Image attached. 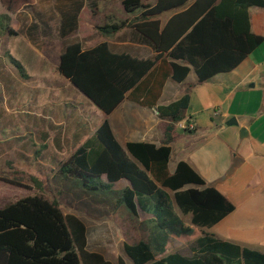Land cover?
Segmentation results:
<instances>
[{
    "label": "trees",
    "instance_id": "1",
    "mask_svg": "<svg viewBox=\"0 0 264 264\" xmlns=\"http://www.w3.org/2000/svg\"><path fill=\"white\" fill-rule=\"evenodd\" d=\"M0 2L6 10L0 15L1 32L9 38L17 37L18 32L10 26L11 15L32 5L33 0ZM123 6L135 17L130 22L117 20L114 26L101 30L110 35L123 28L135 29L154 44L155 59L114 54L104 42L88 50L82 43L65 47L58 72L102 111L103 120H86L74 107L66 116L59 106L52 111L61 125L50 142L55 151L45 154L49 146H40L37 139L32 141L39 163L51 165L67 194L73 193L81 200L94 219L115 215L118 208L133 217L153 215V233L137 243L124 242L117 264H127L126 260L132 264H264V252L201 230L215 226L235 210L224 194L207 185L186 162H179L173 173L169 170L175 124L186 119L191 104L189 93L171 104L157 106L160 118L169 122L161 146L128 142L124 148L109 122L112 112L128 98L148 106L147 100L141 102L133 92L166 55L172 62L164 78L180 84L191 70L199 83H204L239 67L264 43L263 37L251 31L249 13L252 7L264 8V0H158L154 7L144 10L140 0H123ZM178 8L184 11L174 14L165 26L154 19ZM140 10L141 15H137ZM7 67L12 73L5 70ZM31 79L21 60L8 52L4 59L1 57L0 84L9 96L15 94L18 84ZM67 152L64 158L57 156ZM0 180L32 189L16 179L0 175ZM122 180L129 184L121 192L116 191L115 185ZM33 182L41 188L37 178ZM88 201L108 210L95 208ZM175 206L184 216H190V225L183 222ZM86 236L87 227L76 214L64 213L57 200L41 193L0 206V264H113L88 250ZM173 239H184L189 254L168 252L167 245Z\"/></svg>",
    "mask_w": 264,
    "mask_h": 264
},
{
    "label": "crops",
    "instance_id": "2",
    "mask_svg": "<svg viewBox=\"0 0 264 264\" xmlns=\"http://www.w3.org/2000/svg\"><path fill=\"white\" fill-rule=\"evenodd\" d=\"M157 1L140 0L143 10L154 7ZM123 7V0H33L32 5L22 7L11 15V28L19 36L23 32L26 44L42 58L47 59L49 53L54 52L58 63L64 48L76 43H82V47L88 50L104 42L114 54L142 60L155 59L157 53L154 44L135 29L123 28L110 35L101 30L114 26L117 20L130 22L135 17L127 14ZM143 10L138 11L137 15H141ZM180 11L184 9H174L154 19L160 20L165 26ZM249 13L251 31L264 38V8L252 7ZM171 62L167 55L164 56L133 92L141 102L147 100L148 106L128 98L112 112L109 122L113 132L124 148L128 142L161 146L169 122L160 118L157 106L171 104L189 93L191 104L185 112V120L191 119L196 129L185 132L179 128V122L175 124L169 170L173 173L179 162L188 163L207 185L215 187L234 205L233 212L215 226L202 228L203 232L241 247L264 252V43L254 49L239 67L217 74L204 83H199L193 70L181 84L171 78L165 79L164 72L168 71ZM129 104L138 110L129 112ZM216 108L219 110L218 115L214 114ZM54 110L57 111L58 107L51 109L52 117ZM97 110L100 113V116L97 115L99 121H102V111ZM206 111L212 112L210 121L204 127L199 126L197 117L201 118ZM234 117L238 122L237 127L228 125ZM241 127L246 128L249 134L244 141L238 138ZM119 182L124 183V188L129 184L125 180ZM128 215V222H132L129 235L134 233L136 221L146 231L148 228L145 223L154 221L149 220L153 215L147 213H141L140 218ZM183 222L190 225V220ZM92 230L97 231L96 228ZM95 232H90L87 227L88 250L117 264L121 254L114 255L106 245L98 248L97 242H93ZM193 239L194 236L189 239V243ZM140 240L121 237L123 243H137ZM188 245L184 239H173L172 243H168L167 251L187 255ZM126 263L132 264L128 260Z\"/></svg>",
    "mask_w": 264,
    "mask_h": 264
},
{
    "label": "rangeland",
    "instance_id": "3",
    "mask_svg": "<svg viewBox=\"0 0 264 264\" xmlns=\"http://www.w3.org/2000/svg\"><path fill=\"white\" fill-rule=\"evenodd\" d=\"M5 12L6 10L0 2V15ZM23 36L25 34L22 32V36L9 38V36L2 34L0 29V59L1 57L4 59L6 52L12 54L22 61L27 73L32 77L30 81L18 84L13 96H9L3 85L0 84V143H2L0 144V175L9 180H19L32 189L10 185L0 180V206H5L22 197L41 193L46 198L57 200L64 213L78 214L90 232H95L96 230L92 229L96 228L93 242H97L98 248L106 245L114 255L117 253L122 255L123 242L121 237H125L126 240L128 238L143 240L147 234L153 233L156 221L145 223L148 231L136 221L137 227L131 234L133 237L129 235L131 232L129 226L132 222H128L127 217L129 215L125 209L118 208L115 210L116 217L110 215L96 221L89 216L90 209L83 205L81 200L77 199L73 193L67 194V188L55 178V172L51 171L49 167L51 165L39 163L41 161L32 148V141L37 139L40 146L42 144L49 146L44 150V153L51 154L55 149L50 145V142L60 131L61 125L52 117L51 109L62 106L66 116H69L72 107H74L84 115L86 120H92L93 123L100 120V113L58 73L56 54L50 52L47 59L42 58L26 44ZM7 68L5 70L12 73V70ZM68 100L72 101L66 102ZM128 106L129 112L138 110L131 104ZM211 113L206 111L201 118L197 117L199 126L204 127V124L210 121L209 115ZM67 154L68 152L57 156L64 158ZM34 177L40 181L41 188H38L33 182ZM123 188L124 183L119 182L115 185L116 191L121 192ZM88 203L95 208L108 210L106 206L98 203H90L89 201ZM175 208L183 221L188 222L191 219L189 216H184L177 206ZM151 212L148 210V213ZM149 220H154V217Z\"/></svg>",
    "mask_w": 264,
    "mask_h": 264
},
{
    "label": "water",
    "instance_id": "4",
    "mask_svg": "<svg viewBox=\"0 0 264 264\" xmlns=\"http://www.w3.org/2000/svg\"><path fill=\"white\" fill-rule=\"evenodd\" d=\"M72 85V84H71ZM73 86V85H72ZM77 89V88H76ZM228 125H235L236 127L238 126V122H237V120H236V118L234 117V118H232L230 121H229V123H228ZM248 131L246 130V128H244V127H241L240 129H239V133H238V138H239V140L240 141H244L246 138H248Z\"/></svg>",
    "mask_w": 264,
    "mask_h": 264
},
{
    "label": "built area",
    "instance_id": "5",
    "mask_svg": "<svg viewBox=\"0 0 264 264\" xmlns=\"http://www.w3.org/2000/svg\"><path fill=\"white\" fill-rule=\"evenodd\" d=\"M214 114H219V110L217 108L214 110ZM179 128L182 130L194 131L196 126L191 120H185L184 122L179 123Z\"/></svg>",
    "mask_w": 264,
    "mask_h": 264
}]
</instances>
